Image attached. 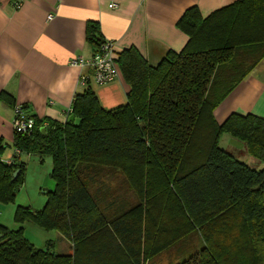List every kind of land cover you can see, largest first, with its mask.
Instances as JSON below:
<instances>
[{"label":"trees","instance_id":"trees-1","mask_svg":"<svg viewBox=\"0 0 264 264\" xmlns=\"http://www.w3.org/2000/svg\"><path fill=\"white\" fill-rule=\"evenodd\" d=\"M177 26L186 44L156 66L134 48L119 53L129 85L123 105L103 108L88 81L71 101L74 121L39 119L19 104L34 128L14 131L20 154L12 163L0 141V201H13L24 183L22 153L50 156L54 189L42 209L18 206L15 220L59 231L71 252L37 249L21 229L0 223V264H145L195 229L201 246L176 264H264V117L231 113L219 124L213 114L264 58V0H237L206 17L192 7ZM98 34L88 23L87 39L97 44ZM0 100L17 104L6 91ZM222 134L261 166L221 148ZM104 167L127 176L136 203L115 197L102 204L92 193ZM155 228L172 236L152 244Z\"/></svg>","mask_w":264,"mask_h":264},{"label":"crops","instance_id":"crops-1","mask_svg":"<svg viewBox=\"0 0 264 264\" xmlns=\"http://www.w3.org/2000/svg\"><path fill=\"white\" fill-rule=\"evenodd\" d=\"M235 1L26 0L15 9L12 0H0V93H11L17 104H26L39 119L64 121L74 94L86 87L80 76L90 74L88 68L70 64L75 57L90 56L96 46L86 37L88 23L98 25V37L112 41L117 55L134 48L156 66L169 51L179 52L186 44L188 37L177 26L186 10L196 7L206 17ZM111 3L115 6L110 7ZM88 85L105 109L126 102L129 85L120 69L112 82L98 85L90 76ZM231 113L264 117V58L213 112L219 124ZM13 119V106L0 100V141L6 144L3 159L12 157L15 150ZM234 142L233 153L254 165L257 161L242 143ZM22 155L20 160L25 162Z\"/></svg>","mask_w":264,"mask_h":264},{"label":"rangeland","instance_id":"rangeland-1","mask_svg":"<svg viewBox=\"0 0 264 264\" xmlns=\"http://www.w3.org/2000/svg\"><path fill=\"white\" fill-rule=\"evenodd\" d=\"M234 141L238 140L228 134H222L219 146L225 150L233 151L234 148H237ZM27 156V154L22 155L27 162L24 171V183L15 192L14 200L7 203L0 201V223L10 230L21 229L23 237L37 249H49L58 254L70 253L71 243L59 231L45 229L32 220L26 219L22 222L15 220V212L18 206L29 207L31 210L42 209L47 199L46 192L53 190L55 186L50 176L52 168L50 156H44L42 160L36 155H31V158ZM243 161L248 164V160L243 159ZM254 165L260 164L255 162ZM102 169L104 173L99 178H95L96 182L92 186L90 185L91 190L94 188L92 193L97 194L104 201L102 204L111 202L115 197L119 200L122 198L127 204L137 202L138 195L130 187L127 176L121 170L112 167ZM167 222L169 226L172 225L174 228V222L169 220ZM155 230L157 229H154L152 241H150L152 244H159L172 236L170 231L162 233L158 231L156 233ZM201 244L199 233L195 229L181 238L174 239L167 247L147 260L145 264H176L190 252L198 249Z\"/></svg>","mask_w":264,"mask_h":264},{"label":"built area","instance_id":"built-area-1","mask_svg":"<svg viewBox=\"0 0 264 264\" xmlns=\"http://www.w3.org/2000/svg\"><path fill=\"white\" fill-rule=\"evenodd\" d=\"M26 0H12V6L15 9L20 8ZM114 7V3L109 5ZM51 19V15L48 16ZM117 52L115 51L114 44L110 40L101 39L96 44L92 54L88 57L78 56L71 60L72 66H78L88 68L90 74H82L80 76V82L86 85L90 76L94 82L98 85H104L112 82L119 75V67L117 62ZM90 75V76H89ZM14 119L13 129L18 133H30L34 128V119L30 117L19 104H15L13 107ZM71 108H67L65 111V118L69 117ZM20 152L15 149L13 155L18 156ZM12 157L4 159L6 163H12Z\"/></svg>","mask_w":264,"mask_h":264},{"label":"water","instance_id":"water-1","mask_svg":"<svg viewBox=\"0 0 264 264\" xmlns=\"http://www.w3.org/2000/svg\"><path fill=\"white\" fill-rule=\"evenodd\" d=\"M69 119H70V121H74L75 117H74L73 115H71V116L69 117ZM44 130H45L44 127H42V128H41V131L44 132ZM17 173H18V171H16L15 173H13V177H15Z\"/></svg>","mask_w":264,"mask_h":264}]
</instances>
